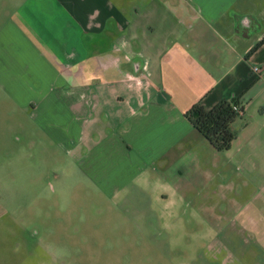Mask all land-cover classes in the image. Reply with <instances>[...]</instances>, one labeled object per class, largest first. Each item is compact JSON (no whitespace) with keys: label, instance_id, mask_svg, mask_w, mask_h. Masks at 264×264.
Masks as SVG:
<instances>
[{"label":"crops","instance_id":"crops-1","mask_svg":"<svg viewBox=\"0 0 264 264\" xmlns=\"http://www.w3.org/2000/svg\"><path fill=\"white\" fill-rule=\"evenodd\" d=\"M2 3L6 116L27 119L32 128L21 132L37 130L64 146L107 198L155 191L169 207L178 193L211 176L216 164L206 155L215 150L184 117L197 102L211 109L238 98L242 115L231 125L236 140L245 135L249 156L264 157V0ZM7 215L15 221L0 206V229L7 228L10 240L20 234L22 243L32 242L40 234L27 224L6 226ZM59 233L61 243L45 241L42 261H64L80 245L70 222ZM6 236L0 232V246ZM15 261L7 255L0 263Z\"/></svg>","mask_w":264,"mask_h":264},{"label":"rangeland","instance_id":"rangeland-1","mask_svg":"<svg viewBox=\"0 0 264 264\" xmlns=\"http://www.w3.org/2000/svg\"><path fill=\"white\" fill-rule=\"evenodd\" d=\"M10 108L1 98L0 206L16 219L7 215L2 222L27 224L40 234L22 243L20 234L10 240L7 228L0 229L6 236L0 261L11 255L12 264H264V157L249 156L241 143L245 135L238 140L235 135L227 152L210 150L206 159L216 164L211 176H202L200 185L164 207L155 191L107 198L50 135L21 132L32 127L27 119L6 116ZM193 177L187 179L190 185ZM49 211L53 218H47ZM67 222L80 245L64 261H42L45 241L61 243L59 232ZM138 222L139 229L131 228Z\"/></svg>","mask_w":264,"mask_h":264},{"label":"trees","instance_id":"trees-1","mask_svg":"<svg viewBox=\"0 0 264 264\" xmlns=\"http://www.w3.org/2000/svg\"><path fill=\"white\" fill-rule=\"evenodd\" d=\"M263 41L256 44L249 55L253 54ZM236 107H240L238 98L221 100L211 109L197 102L184 114V117L216 152H226L230 150L235 138L231 125L242 114V109L241 113L235 111Z\"/></svg>","mask_w":264,"mask_h":264},{"label":"built area","instance_id":"built-area-1","mask_svg":"<svg viewBox=\"0 0 264 264\" xmlns=\"http://www.w3.org/2000/svg\"><path fill=\"white\" fill-rule=\"evenodd\" d=\"M252 71H253V73L258 74V75L261 74V71H260V69H259L258 67H253V68H252ZM128 78H130V77L128 76ZM235 111H237L238 113H239V112L241 113V108H240V107H236V108H235ZM241 115H242V114H241Z\"/></svg>","mask_w":264,"mask_h":264},{"label":"water","instance_id":"water-1","mask_svg":"<svg viewBox=\"0 0 264 264\" xmlns=\"http://www.w3.org/2000/svg\"><path fill=\"white\" fill-rule=\"evenodd\" d=\"M139 69H140V66L139 65H133V71H134V74H137L138 73V71H139Z\"/></svg>","mask_w":264,"mask_h":264}]
</instances>
